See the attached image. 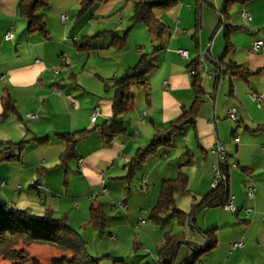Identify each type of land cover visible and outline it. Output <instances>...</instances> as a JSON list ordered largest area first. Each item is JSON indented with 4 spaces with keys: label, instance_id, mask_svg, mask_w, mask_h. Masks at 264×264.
<instances>
[{
    "label": "crops",
    "instance_id": "1",
    "mask_svg": "<svg viewBox=\"0 0 264 264\" xmlns=\"http://www.w3.org/2000/svg\"><path fill=\"white\" fill-rule=\"evenodd\" d=\"M43 1L46 5L39 13L44 15L49 32L46 40L37 32L27 31L26 20L18 13L20 0H0V81H4L0 90V121L8 115H3L1 103V97L7 92L16 105V112L12 114L19 113L20 119L25 120L23 124L27 122L24 133L20 134L22 138L16 140L14 136H8L12 138H6L7 141L15 143L28 140L24 149L31 144L55 143L50 153L41 154L37 160L30 162L33 175V167L38 162L52 165L60 159L65 142L59 134L87 130L86 134L77 139L73 157V168L82 181L83 189L81 192L70 189V194L76 195L81 201L86 198L89 203L94 199L105 203L103 211L107 214L105 209L112 202L110 192L125 189L122 179L130 158L139 148L148 144L156 130L167 127L170 121L190 108L194 92L189 64L202 57L205 66L198 71L204 95L194 123L186 125L181 133L176 134L170 146L159 148L135 169V173L138 170L140 176L138 187H129L122 200L127 204L126 224L130 226L137 218L138 210L147 208L149 212L156 205L161 182L183 172L188 177L187 191L177 194H190L198 202L212 188L211 167L218 160L212 149L221 143L230 164L228 188L237 208V212L232 213L238 223L229 215L224 218L215 215L205 217L201 222H197L194 217L192 223L185 221L182 225L188 224L194 233L188 234V239L183 237L191 248V255L193 245L202 247L205 244L201 231L215 228V247L202 254L196 262L228 264L232 251L242 249H230V245L238 240L243 241L248 234L249 227L245 228L242 224H249L250 219H260L261 215L258 210L250 207L258 216L245 217L243 214V219L239 218L245 205L242 198L244 188L252 187L257 198L264 194V152L261 150L264 147V131H251L264 124V50H251L253 41L262 40L264 43V0L233 4L222 24L219 21V11L223 0H179L166 10L155 11L166 27L160 36L148 30L144 24H136L128 33L124 49L108 45L113 36H121L131 26L134 0H102L80 18L77 17L79 0ZM243 10L249 14L250 19L243 17ZM63 13L68 17L65 24L60 21ZM226 25L239 29L229 32L231 49L222 58V63L233 62L253 73L247 80L231 77L228 73L215 78L217 63L225 49ZM8 31L12 32V37L6 39ZM97 32L101 34L94 41L96 48L88 51L76 49L74 41ZM155 46L161 48L154 51ZM177 49L186 50L187 58L180 57ZM8 50L12 53L10 58H6ZM143 53L151 54L154 68L147 76L145 87H133V103L122 116L125 132L114 135L109 142H105L96 127L112 116L113 93L107 84H110L111 78L120 76L126 68L134 65ZM96 54L104 62L100 70L94 69V74L100 85L104 83L108 94L106 97L97 96L92 101L93 90L76 82L74 70L85 61L84 57L89 59ZM252 94L262 95L260 105L251 97ZM85 100L90 103L89 108L82 107ZM94 107H98L99 113L96 120L91 122L89 117ZM230 109L235 110L237 120L227 116ZM24 113H37V119H30ZM142 113L145 116L140 121ZM9 124H5V128H10L12 132L21 128ZM41 137H46L47 140L43 143L34 140ZM234 138H238V141L235 142ZM186 151L191 155V163L180 166L184 161L182 154ZM170 155L175 158L174 161H163ZM11 161L14 160L0 164V169L6 168V164ZM237 165L249 168L250 172L242 171ZM25 170L30 171L22 163L14 175H19L20 178ZM0 180L14 182L13 175L4 171H0ZM6 185L5 182L0 187ZM103 187L107 191L102 193ZM177 194L174 197L175 203ZM27 198V195L18 197L17 201L28 203ZM254 206L258 208L257 203ZM213 208L215 207L203 210ZM78 209L89 213V207L84 204ZM223 211L229 212L225 209ZM165 215L175 218L172 213ZM165 215H162L160 224ZM138 220L136 229L142 228L144 236H149L150 232L156 233L155 226L145 222L139 224ZM107 235L111 240H116L112 232L108 231ZM150 237L152 244L142 252L147 254L145 264H149L150 259L159 257L157 250L164 238L154 240L155 238ZM140 245L135 243V250ZM224 248L229 250L228 259L226 256L221 257L220 251L216 253V250ZM180 263L184 262L178 264Z\"/></svg>",
    "mask_w": 264,
    "mask_h": 264
},
{
    "label": "trees",
    "instance_id": "2",
    "mask_svg": "<svg viewBox=\"0 0 264 264\" xmlns=\"http://www.w3.org/2000/svg\"><path fill=\"white\" fill-rule=\"evenodd\" d=\"M102 0H79V9L77 17L84 16L91 7ZM179 0H134L133 1V22L121 36H113L109 42V47L124 49L129 31L136 24H144L148 30L154 31L160 36L165 31L164 23L156 16V10H166L174 6ZM250 0H223L222 9L219 11V21L222 24L226 19L228 9L235 3H246ZM46 3L43 0H20L18 4V13L21 18L26 20L27 31L37 32L41 38L48 39L49 32L46 28L44 15L39 13ZM239 29V27H224L225 49L219 59L215 71V78L228 73L231 77H240L247 80L253 73L244 67L233 62L222 63V58L231 49L229 42V32ZM101 32H97L92 36H84L74 41L76 49L80 51H88L96 48L94 41L100 36ZM160 46H155L154 51L159 50ZM153 51V52H154ZM151 54L143 53L138 61L129 66L124 72L115 78L110 79L109 85L113 89L112 100V116L109 120L96 128L99 129L101 136L105 142H109L112 136L120 135L125 132V121L122 116L126 114L133 103L135 94L133 87H145L147 76L153 70L154 64L151 61ZM190 69H194L192 75V88L194 99L190 108L183 111L175 120L169 122L168 126L156 130L150 138L148 144L139 148L133 157L130 158L127 165V172L123 179L130 181L135 173V169L141 166L146 159L155 154L161 147L171 145L173 137L181 133L185 126L193 124L202 103L204 90L201 84V76L197 68L196 60L189 64ZM3 115L16 112L15 101L6 92L1 97ZM251 131H264V124L257 126ZM87 130H79L72 133H61L60 138L65 142L64 150L60 154V160L65 163L67 159L75 156V146L77 139L86 134ZM38 143L47 140L46 137L35 138ZM28 140H20L18 142L0 140V163L10 160H20L24 146ZM15 150V151H14ZM184 161L180 166L189 165L191 163V155L188 151L182 154ZM242 171L249 173L250 169L237 165ZM221 179L219 183L211 188L198 202L193 203L189 212L180 210L175 204V194L187 191L188 177L185 173L179 172L175 178L165 179L160 184L157 203L152 207L148 216L155 223H159L162 215L172 213L179 224L185 221L192 223L195 214L204 208L222 207L230 197L229 193V170L230 164H221ZM125 194L128 188L124 189ZM105 203L93 200L89 205L88 222L95 227L101 234L105 233L106 223L109 216L104 213ZM205 244L202 247L193 245L192 255L189 260L180 264H194L198 258L205 252L211 250L216 245L215 228H209L201 231ZM184 242L182 237L165 232L163 243L157 252L166 262L173 263L178 253L181 243ZM33 243H49L55 245L61 250V255L53 262V264H101V257L91 256L85 246L82 236L66 221V217L53 218L51 211L47 210L44 215L35 217L31 216L28 211L17 209L6 202L0 200V259L7 260L13 264H27L28 254L20 246H28Z\"/></svg>",
    "mask_w": 264,
    "mask_h": 264
},
{
    "label": "rangeland",
    "instance_id": "3",
    "mask_svg": "<svg viewBox=\"0 0 264 264\" xmlns=\"http://www.w3.org/2000/svg\"><path fill=\"white\" fill-rule=\"evenodd\" d=\"M9 52L6 53V58H10L12 56L11 51ZM98 55L99 54H96V56L93 57L91 56L92 58L90 57L89 59L86 58V55V57H84L85 61L81 63V66H77L74 70L75 75H77L76 82L84 84V86L93 90L91 96L92 101H94L97 96L106 97L108 94L105 90L104 83L100 85L98 77L94 74V69L100 70L104 62V60L99 58ZM3 82L0 81V90L2 89ZM110 90L113 93V89ZM41 99L39 101H41ZM82 107L89 108L90 103L85 100V102L82 103ZM18 114L9 113L2 121H0V140L7 141L6 138H12L8 136H14L13 138L16 140L22 138L20 137V134L24 133V126H27V122L26 124H23L25 123V120H21ZM28 114L37 113H26L25 116ZM8 123L17 127L20 126L21 128L16 132H12L10 128H5V124ZM54 144L55 143L51 142L49 144L28 145L22 153V157L19 160L20 162L15 160L11 161L6 164V168L2 167L0 169L2 173L4 171L9 175H13L14 179V182L5 181L7 185L3 188L0 187V200L7 202V204L11 206L14 204V208L28 211L31 216L39 217L44 215L45 212L49 210L51 211L53 218L66 217V221L69 226L75 229L84 239L88 253L93 257L102 258L101 264H145L144 258L147 254L142 252L146 250L147 246L152 244L149 236H151L150 238H155L154 240H157L159 237L162 239L164 232L169 231L173 235H177L182 238L185 237L187 239V234H194L188 224H179L175 218L168 215L166 216L165 214L164 220L161 224L155 223L149 219L148 210H146L147 208L138 210L137 218L134 222L130 223L129 226L126 224L127 211L120 210L118 208L111 209L109 206L106 207L105 212L110 216V218L106 223L105 233L101 234L88 222L89 213L86 211H79L78 209V207H82V204L89 207L88 204L90 203L88 199L85 198V200L81 201L76 195L70 194V189L73 192H81L83 189L82 181H80L76 174L77 172L73 168L74 158L67 159L65 163H62L58 158L57 162L52 165H48L49 163H43V161H40V163H37L36 167H33V175L31 174L30 162L37 160L41 154L44 155L50 153L53 150ZM63 149L64 143L62 150ZM174 160L175 158L170 155L168 159L163 161L170 162ZM2 163L4 162H1L0 164ZM22 163L23 167L29 168L30 171L25 170L19 178V175L16 176L14 174L17 173V169H19ZM232 168L237 169L235 166H232ZM183 170L186 171V168ZM237 171L240 172L239 170ZM139 178V171L137 170L130 181L122 179L124 181L125 188H129L131 186L135 188L138 187ZM37 184H40L42 188L38 189L35 186ZM246 193L247 189L244 188V192L242 194V198L245 203L244 209L253 207L258 210L261 215H263L264 194L257 198L256 192H254V199L249 200ZM25 195L28 196V203H19L17 201L18 197H25ZM124 195V190L110 192L112 202L114 203L122 201L125 197ZM176 200L175 204L178 208H181L186 212L190 211L193 202V198L190 194H177ZM73 201H75V204ZM254 203L258 204V208L254 206ZM215 215L220 218H224L229 215L236 220V217L232 212H224L221 207L205 210L201 209L195 214V217L197 222H201L203 218H210L209 216ZM140 217L144 218L147 225L155 226L156 233L150 232L149 236L146 237L142 233V228L137 230L136 221ZM239 218L243 219V213L239 215ZM250 220L249 224H242L245 228L249 227L248 234L243 240L244 246L242 249L232 251L233 255H230L228 248L227 250L225 248L216 250V253L220 251V256H226V259H228L227 256L230 255L228 264H264V222H262L261 218ZM108 231L112 232L113 235L116 236V240L110 239L107 235ZM135 243L141 244L137 250L134 248ZM159 244L160 243H158V246ZM20 247L28 254L27 264H53V262L62 253L59 248L49 243H33L28 246L22 245ZM190 256L191 248L188 244H186V242H183L179 247L173 263L178 264L183 260L187 261ZM152 262L153 259H150L149 264H152ZM0 264L13 263L0 259ZM195 264L199 263L196 262Z\"/></svg>",
    "mask_w": 264,
    "mask_h": 264
},
{
    "label": "built area",
    "instance_id": "4",
    "mask_svg": "<svg viewBox=\"0 0 264 264\" xmlns=\"http://www.w3.org/2000/svg\"><path fill=\"white\" fill-rule=\"evenodd\" d=\"M242 15L244 18L246 19H250V16L249 14L246 12V11H242ZM68 20V17H67V14L63 13L60 15V21L61 23L65 24ZM12 37V32L11 31H8L6 34H5V38L6 39H9ZM251 50L252 51H262L264 50V43L262 40H255L252 42L251 44ZM177 54L182 57V58H187V51L184 50V49H177ZM196 63H197V68L198 69H203L204 68V59L202 57H198L196 59ZM189 73L191 75L194 74V69H190L189 70ZM58 90V89H56ZM251 97L257 102L258 105H260L261 103V99H262V95L261 94H252ZM99 113V109L98 107H94L91 115H90V121L91 122H94L96 120V117ZM144 116H145V113H142L139 117V120L140 121H143L144 119ZM227 116L233 120H237V116L235 114V110L234 109H230L227 113ZM28 118L30 119H37V115L36 114H28L27 115ZM1 119V117H0ZM234 141L237 142L238 141V138H234ZM262 152H264V147H262ZM212 151L214 153L217 154L218 156V160L212 164V167H211V171H212V181H211V186L212 188L215 187L222 175H221V170H220V165L221 164H227L228 163V157H227V154L222 146L221 143H218L213 149ZM102 184H103V181H102ZM5 185V182L2 181L0 182V186H4ZM32 185V183H31ZM38 189H41V185L40 184H37L35 185ZM106 188L103 187V190H102V193L103 192H106ZM247 197L248 198H253L254 196V189L252 187H248L247 189ZM196 201L193 200V203H195ZM110 208L111 209H115V208H118L120 210H126L127 209V204L125 201H118V202H111L109 204ZM223 209L225 210H228V211H231V212H237V208H236V205L234 204V201H233V197L230 196L229 199L227 200V202H225L222 206ZM243 214L245 215V217H255V216H258L257 212L253 209V208H245L242 210ZM260 218L262 219V221L264 222V214L263 215H260ZM145 222L144 218L140 217L139 220H138V223L139 224H143ZM190 238L189 235L187 234V239ZM244 245L243 241L242 240H238L234 243H232L230 245V249H237V248H242ZM152 264H174V263H168L166 262L162 257H157L153 260Z\"/></svg>",
    "mask_w": 264,
    "mask_h": 264
}]
</instances>
